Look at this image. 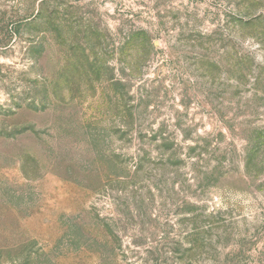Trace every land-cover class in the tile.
<instances>
[{"label": "rangeland", "instance_id": "1", "mask_svg": "<svg viewBox=\"0 0 264 264\" xmlns=\"http://www.w3.org/2000/svg\"><path fill=\"white\" fill-rule=\"evenodd\" d=\"M0 264H264V0H0Z\"/></svg>", "mask_w": 264, "mask_h": 264}]
</instances>
